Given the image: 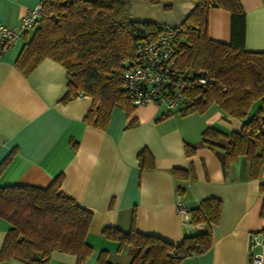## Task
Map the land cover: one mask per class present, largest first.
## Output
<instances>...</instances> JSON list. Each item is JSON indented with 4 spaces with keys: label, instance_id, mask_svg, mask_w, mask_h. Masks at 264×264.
Returning <instances> with one entry per match:
<instances>
[{
    "label": "crops",
    "instance_id": "0c3cea01",
    "mask_svg": "<svg viewBox=\"0 0 264 264\" xmlns=\"http://www.w3.org/2000/svg\"><path fill=\"white\" fill-rule=\"evenodd\" d=\"M39 1L0 0V23L16 26ZM129 1L133 20L165 27L179 25L195 6V0ZM239 1L245 13L242 46L264 51V0ZM231 27L228 10L209 8L210 38L239 41ZM23 43V38L16 39L0 53V162L10 157L0 171V186L45 187L59 175V189L92 213L85 237L92 251L84 264H97L101 250L108 251L109 262L118 264L111 261L119 254L117 242L101 235L105 227L123 231L133 227L173 245L185 235L204 231V224L182 218L176 202L190 209L208 197L221 201L219 221L212 225V245L205 252L184 257L180 264H248L252 231L261 235L258 248L264 256V215L260 214L264 193L259 189L264 166L259 177L250 178L249 162L243 155L227 167L222 165L226 137H218L219 147L214 149L201 142L207 127L225 135L239 131L264 100H256L243 119L225 114L216 104L185 115L178 110L162 115V107L149 103L134 106L130 114L114 106L105 127L100 128L83 120L90 96L61 100L67 92L63 65L45 57L28 75L16 68L14 61ZM186 144L195 147L190 155L185 154ZM143 149L151 155L153 167L140 168L137 155ZM173 168L185 169L187 178H176ZM9 226L0 217V247ZM0 264L23 263L10 258ZM48 264H76V256L54 250Z\"/></svg>",
    "mask_w": 264,
    "mask_h": 264
},
{
    "label": "trees",
    "instance_id": "16d2710c",
    "mask_svg": "<svg viewBox=\"0 0 264 264\" xmlns=\"http://www.w3.org/2000/svg\"><path fill=\"white\" fill-rule=\"evenodd\" d=\"M146 1L156 4L161 0ZM41 4L42 18L23 37L24 43L14 61L16 68L28 75L45 57L63 65L67 92L61 100L65 102L78 94L90 96L91 105L83 117L88 124L104 128L114 106L130 114L134 106L125 95L121 69L135 56L138 40L155 37L165 26L133 20L129 0H41ZM211 6L230 12L232 36L236 34L239 41L232 38L225 43L209 37ZM244 16L239 0H195L193 9L177 25L184 40L176 66L192 69L194 75L198 69L208 74L204 84L194 80V85L184 91V105L178 110L181 115L203 112L216 104L225 114L243 119L256 100H264V51L243 48ZM262 106L239 131L225 135L207 127L201 133V142L211 149L219 147L215 142L218 137H226L222 165L227 167L243 155L249 162L250 178L259 177L264 166ZM184 151L190 155L195 147L186 144ZM137 156L140 168L153 167L146 149ZM9 158L8 155L0 162V171ZM173 173L176 178L188 176L181 168H173ZM60 183L58 175L45 187L0 186V217L10 224L0 247V261L15 258L23 264H48L50 253L58 250L75 255L76 264H84L92 251L85 240L92 213L66 196L59 189ZM259 189L264 193V183ZM187 212L189 221L204 224L205 230L183 236L177 245L133 227L128 231L105 227L101 235L116 241L118 252L128 249V264H180L184 257L211 247L212 225L219 221L221 201L204 198ZM260 214L264 215V201ZM107 257L108 251H99L96 263L113 264Z\"/></svg>",
    "mask_w": 264,
    "mask_h": 264
},
{
    "label": "built area",
    "instance_id": "2783aa9c",
    "mask_svg": "<svg viewBox=\"0 0 264 264\" xmlns=\"http://www.w3.org/2000/svg\"><path fill=\"white\" fill-rule=\"evenodd\" d=\"M42 18L41 0L28 9L14 27L0 23V52L10 47L16 39L23 38ZM179 26L165 27L155 37L143 38L135 44V56L121 69L120 78L125 95L133 106L154 104L163 108L162 115L179 110L184 104L183 93L194 85L207 81V71H195L176 66L178 50L184 38ZM264 108V106H262ZM176 210L184 220L189 218L187 209L180 200ZM262 238L258 232L248 235V264L264 263V256L258 248Z\"/></svg>",
    "mask_w": 264,
    "mask_h": 264
},
{
    "label": "rangeland",
    "instance_id": "374dc122",
    "mask_svg": "<svg viewBox=\"0 0 264 264\" xmlns=\"http://www.w3.org/2000/svg\"><path fill=\"white\" fill-rule=\"evenodd\" d=\"M130 257L131 255L129 251H125L123 253L119 252V254H114L111 257V261L118 264H127Z\"/></svg>",
    "mask_w": 264,
    "mask_h": 264
}]
</instances>
